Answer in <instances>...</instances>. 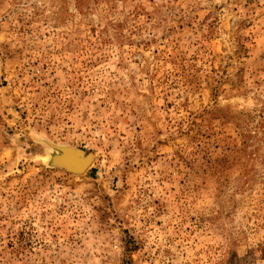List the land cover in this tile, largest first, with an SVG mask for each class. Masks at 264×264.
Segmentation results:
<instances>
[{"label":"rangeland","instance_id":"obj_1","mask_svg":"<svg viewBox=\"0 0 264 264\" xmlns=\"http://www.w3.org/2000/svg\"><path fill=\"white\" fill-rule=\"evenodd\" d=\"M129 260L264 264V0H0V264Z\"/></svg>","mask_w":264,"mask_h":264},{"label":"water","instance_id":"obj_2","mask_svg":"<svg viewBox=\"0 0 264 264\" xmlns=\"http://www.w3.org/2000/svg\"><path fill=\"white\" fill-rule=\"evenodd\" d=\"M52 160L50 167L60 168L64 171L79 176L85 174L95 162V155L88 154L85 150L71 146L49 144Z\"/></svg>","mask_w":264,"mask_h":264},{"label":"trees","instance_id":"obj_3","mask_svg":"<svg viewBox=\"0 0 264 264\" xmlns=\"http://www.w3.org/2000/svg\"><path fill=\"white\" fill-rule=\"evenodd\" d=\"M125 264H134L133 261L129 260Z\"/></svg>","mask_w":264,"mask_h":264},{"label":"bare ground","instance_id":"obj_4","mask_svg":"<svg viewBox=\"0 0 264 264\" xmlns=\"http://www.w3.org/2000/svg\"><path fill=\"white\" fill-rule=\"evenodd\" d=\"M80 176H82V175H79V176H77V177H80Z\"/></svg>","mask_w":264,"mask_h":264}]
</instances>
